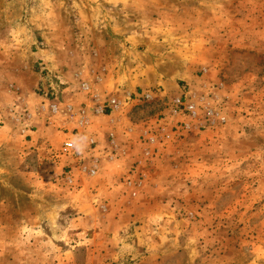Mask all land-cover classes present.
<instances>
[{"label": "rangeland", "instance_id": "obj_1", "mask_svg": "<svg viewBox=\"0 0 264 264\" xmlns=\"http://www.w3.org/2000/svg\"><path fill=\"white\" fill-rule=\"evenodd\" d=\"M84 85L125 102L143 177L59 156ZM0 264H264V0H0Z\"/></svg>", "mask_w": 264, "mask_h": 264}, {"label": "built area", "instance_id": "obj_2", "mask_svg": "<svg viewBox=\"0 0 264 264\" xmlns=\"http://www.w3.org/2000/svg\"><path fill=\"white\" fill-rule=\"evenodd\" d=\"M84 91L89 95V99L92 101V103H98L97 105L95 104L94 106V111L92 113H94V115H102L105 111L104 110H116L119 107L123 106V103L125 104V102H121L120 100H118L116 97H112V98H108L103 105V102H101V104H99V101L101 100V96L100 94H96L94 92H92L91 88L89 85H84L83 86ZM131 96V95H130ZM142 98L146 101H150L153 99L152 95H150L149 93L144 94L142 96ZM176 107L175 109L172 110V113L174 115L178 114L179 112H181L184 108L185 110L189 113V117L191 119V122L186 123L184 125L183 128L180 129H185L187 131L193 130L194 129V125L192 124L193 121L196 119L197 117V113L195 111V105H188V107H186L187 105H184L180 99H178L177 101H175ZM183 108V109H182ZM182 109V110H181ZM87 110H88V104L85 105L84 107H82L79 111H75L71 106L68 108V113H69V119L74 118L76 115H79L80 120L84 123V125L88 126L90 124V119L87 115ZM180 110V111H179ZM59 111V106L58 105H53L52 107V113L56 114ZM209 116H214V112L213 111H209L208 112ZM165 131V128L160 127L158 129V136L162 135L163 136V132ZM84 135L82 133L78 134H73V132L71 133V137L68 138L67 141H65L63 143V145L61 146V148L58 151L59 156H64V157H68V158H73V157H79L80 155L83 154H87L89 156V162H81L80 166H79V172L83 173L85 175H87L88 177H97L99 176L102 167V158L97 154L98 151V147H99V143L96 137L94 136H89L87 138V149H84V146L82 144H80L79 139L80 137ZM149 141L151 143H155L156 142V138L155 137H151L149 139ZM108 145L110 147V151L109 154L107 155V160L110 161H116L118 160V158H120L117 153V145L115 144L113 135H110L108 137ZM123 152L121 151L120 154H122ZM146 154H150V151H147ZM124 155V153H123ZM65 182L68 183L69 186H74L76 180L75 177L73 176V171L70 170V172H68V174H66L65 177Z\"/></svg>", "mask_w": 264, "mask_h": 264}, {"label": "crops", "instance_id": "obj_3", "mask_svg": "<svg viewBox=\"0 0 264 264\" xmlns=\"http://www.w3.org/2000/svg\"><path fill=\"white\" fill-rule=\"evenodd\" d=\"M112 97L114 96H111L109 94L104 95L99 101V104L103 102V105H104V102L108 98H112ZM117 99L123 102L121 99L119 98ZM123 109H124L123 106L113 111H110L108 109V110H104L105 112L102 115H97V116L106 118L105 121L107 123V127L105 130L93 124L94 114L92 115L89 114L90 124L88 126L84 125V123L80 120L79 116H75L74 118H71V119L68 118L69 119L68 126L72 128H77L79 130V133L84 134L79 139V141L84 143V149H87V138L91 135L96 137L99 143L97 154L101 158L107 157V155L109 154V151L111 149L108 145V137L110 135H113L115 144L117 145V152H118L117 154L120 155L119 156L120 159L116 160L118 162L119 169L116 166H114L116 167L117 172L119 170V173H118L119 177L125 174L128 176V178L136 177L137 174H140L143 177V175H146L149 171L148 169L149 167L147 166V158H144L145 154H143L142 152V150L145 149V147L147 146V143L142 144V139H140V136L136 137L137 135L134 132V127L128 126L129 129H125V126L123 125L124 120L121 118V116L119 117V114L122 113ZM169 112L170 110L168 111L165 109L162 114L168 115ZM77 119L79 121H77ZM162 121H163L162 124L167 123L165 120H162ZM164 128L165 130L167 129L166 126ZM149 131L150 130L146 129L143 135L146 134L147 137H149L150 136ZM70 133L71 132L68 133V136H69L68 138L71 137ZM126 148H128L129 150L127 151ZM136 148H138L139 150H136ZM121 150H123L122 152L124 153V155L123 153L120 154ZM133 169H135V172L133 171ZM104 171H106V168H104L100 174H102V172ZM131 171L133 175H130ZM127 176L126 178H124L125 180H127ZM113 192L114 191H112L111 193ZM120 249H123V248H120ZM70 253L73 254V252L71 251Z\"/></svg>", "mask_w": 264, "mask_h": 264}]
</instances>
